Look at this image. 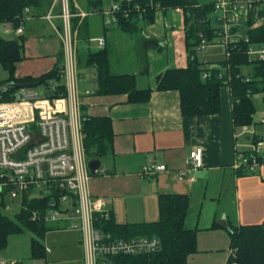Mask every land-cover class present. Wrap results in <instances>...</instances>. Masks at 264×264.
I'll return each mask as SVG.
<instances>
[{
  "label": "crops",
  "instance_id": "1",
  "mask_svg": "<svg viewBox=\"0 0 264 264\" xmlns=\"http://www.w3.org/2000/svg\"><path fill=\"white\" fill-rule=\"evenodd\" d=\"M93 1H98L102 12L118 0ZM73 3L76 10L86 11L89 1ZM48 10L24 23V58L16 64L17 78L41 76L56 66L62 51L64 57L58 34L64 29L61 3H54L51 21L42 17ZM153 19L129 33L116 25L105 26L101 14L94 13L78 20L79 34L70 30L77 50L80 114L82 118L110 119L113 133L112 152L100 159L106 172L91 174L88 188L93 200L102 202L100 209L120 224L154 222L160 195H187L185 227L197 230L196 252L187 256V264H226L231 251L229 229L264 221V166L248 173L234 164L236 151L251 150L264 140V123L253 122L256 136L234 126L230 93L225 87L220 89L219 113L183 116L179 92L158 90L157 86L167 70L188 64L184 13L180 8L158 9ZM100 36L105 37L111 72L134 75L139 89H150L147 101L129 102L127 94L96 92V67H86L83 61L89 51L98 49ZM0 37L10 39L3 34ZM83 71L88 72L87 78ZM196 146L202 147L203 164L179 180L176 175L186 172V156ZM150 162L164 164L167 169L140 176L142 166ZM64 229L47 231L60 234L56 242L45 239L46 264H84L80 232Z\"/></svg>",
  "mask_w": 264,
  "mask_h": 264
},
{
  "label": "trees",
  "instance_id": "2",
  "mask_svg": "<svg viewBox=\"0 0 264 264\" xmlns=\"http://www.w3.org/2000/svg\"><path fill=\"white\" fill-rule=\"evenodd\" d=\"M86 8L88 14L100 13L105 26L116 25L123 32H134L153 22L156 10H170L180 8L184 13L185 46L188 54V64L185 68L167 70L158 78V90H177L180 94V106L183 116L213 115L220 111V89L223 87V78L218 75L226 71L230 87L232 102V121L234 126H253L255 116L254 94H262L264 108V61L248 62L245 54L247 44L239 42L229 48V55L209 70L207 78L202 73L208 70L205 63L197 58V46L201 42L199 33H203L207 41L213 39V24L209 19L212 11V2L201 0H118L119 9L115 12V22L111 25L104 23V15L100 4L88 0ZM52 0H0V22L10 23L17 27L23 9L29 7L34 16H41L51 7ZM69 10L76 12L73 0H69ZM60 12V10H59ZM264 18V6L259 12ZM85 16V17H87ZM84 17V18H85ZM82 18V19H84ZM77 16L70 19V29L79 34L82 20ZM251 18L246 26L251 25ZM250 43L263 44L264 20L256 28L245 31ZM25 38L6 39L0 37V67L7 71L8 76L0 81L2 84L11 81L19 86H49V80L56 83L54 93H64L63 80L60 79V69L63 65V51L58 63L49 72L38 76H15L16 64L23 57ZM108 51L104 45L94 51H89L84 57L83 64L96 67L98 94H127L129 102H145L150 97V89H139L136 77L129 74H113L110 70ZM210 64V63H209ZM245 69L248 71L249 81L244 82ZM228 74V75H227ZM239 75V76H237ZM18 89V88H17ZM8 88L0 94V101H10L17 90ZM82 132L85 135L83 144L87 160L103 159L112 152V126L108 118L83 117ZM258 136L254 139L257 140ZM50 196L23 200V207L14 219L0 212V251L4 250L8 235L21 233L24 230L32 231L36 238L31 239L30 253L32 258H45V247L42 244L47 231L60 229L56 223H45L39 220H30L33 211L47 208ZM158 219L154 222L134 224H120L114 221L110 214L105 220L96 214L95 226L101 232L108 233L111 239L128 240L138 237H156L159 240V249L153 252L138 254H119L109 257L110 264H187V256L196 252V229H186L185 217L188 211L189 198L187 195L173 194L160 195L158 198ZM230 256L226 264H264V221L260 224L244 225L229 229ZM17 264H22L17 261Z\"/></svg>",
  "mask_w": 264,
  "mask_h": 264
},
{
  "label": "built area",
  "instance_id": "3",
  "mask_svg": "<svg viewBox=\"0 0 264 264\" xmlns=\"http://www.w3.org/2000/svg\"><path fill=\"white\" fill-rule=\"evenodd\" d=\"M56 1L61 3L59 16L64 28L62 33L57 32L64 48L60 79L63 80L65 91L56 96V83L51 80L49 86H21L15 91L12 100L0 101V201L3 204L4 200L9 202L4 207L7 209H12L15 205L17 215L23 207L24 198L50 196L47 208L44 211H33L30 220L37 221L41 218L45 223H56L62 229L80 232L84 264H110L106 260L111 256L156 251L160 246L156 237L111 239L108 233L101 232L95 226L96 214L105 220L109 219L110 214L100 209L102 202H95L88 188L91 173L87 167L83 144L85 135L79 111L77 50L70 32V19L74 16L82 19L88 13L79 9L72 14L68 8L69 0H52L48 12L42 16L46 20L51 21ZM211 2L209 19L214 28L213 39L207 41L200 32L201 42L196 50L202 51L207 45L219 44L225 47L228 56L229 48L243 42L247 44L245 54L248 62L264 61V42L250 43L245 32L247 28H256L263 22V15L260 16L259 12L264 6V0ZM118 9V4L114 3L108 10L102 11L106 25L115 22V12ZM34 17L32 10L25 7L17 27L0 22V34L10 39L17 38L24 33V23ZM250 18L252 23L247 27L246 23ZM104 45L105 37H98V48ZM204 63L208 70L202 73V78H207L209 70L216 65L207 61ZM247 72L241 79L244 82L249 81ZM225 74L226 71H221L218 77H225L223 87L230 91ZM254 95L262 98L261 93ZM254 122L264 123V114L254 119ZM240 128L242 133L256 136L252 124ZM202 155L201 146L190 149L186 156V172L181 171L176 175L177 178L183 180L187 172L199 169L203 164ZM234 164L235 168L248 173L257 172L264 166V140L258 141L251 150L236 151ZM166 169L164 164L150 162L142 166L139 174L150 176ZM105 172L106 169L101 165L95 170L99 174ZM188 178L192 180L191 177ZM0 264H17V261H8L0 254Z\"/></svg>",
  "mask_w": 264,
  "mask_h": 264
},
{
  "label": "rangeland",
  "instance_id": "4",
  "mask_svg": "<svg viewBox=\"0 0 264 264\" xmlns=\"http://www.w3.org/2000/svg\"><path fill=\"white\" fill-rule=\"evenodd\" d=\"M201 1L207 2L210 0H201ZM225 56H226L225 47L219 44L209 45V46L207 45V47L204 50L197 51V58L199 59V61L201 63L207 61L211 65H218V63H220L225 59ZM82 73L84 78L88 77L87 71H83ZM7 76H8L7 71H5L2 67H0V81L5 80ZM36 90L38 91V88ZM38 93L41 95L39 91ZM252 100L255 105V117L264 114V108H263L261 96L254 95ZM8 204L9 202L7 200H4V204L0 201V212L14 219L16 206L14 205L12 209L4 208L5 205ZM56 230H63V229H56ZM64 230H71V229H64ZM58 234H60V231H51L47 233L45 237L41 240L43 242V245L46 247L47 244L45 239L48 237L51 243L56 242L58 240ZM32 238H36V237L35 235H33L32 231L30 230H24L21 233L10 234L8 235L6 246L4 250L0 251V254L8 261H20L22 264H46V261H48L49 258L48 255H46L45 258L42 259L32 258L30 253V243ZM46 250H48V248H46ZM48 264H52V263L48 262Z\"/></svg>",
  "mask_w": 264,
  "mask_h": 264
},
{
  "label": "water",
  "instance_id": "5",
  "mask_svg": "<svg viewBox=\"0 0 264 264\" xmlns=\"http://www.w3.org/2000/svg\"><path fill=\"white\" fill-rule=\"evenodd\" d=\"M19 88L21 86L14 84L12 81L10 83L2 84L0 86V94L4 93L8 90V88ZM49 95L52 96V93L49 92ZM101 165V161L99 159H91L87 162V167L91 174L95 173V170Z\"/></svg>",
  "mask_w": 264,
  "mask_h": 264
}]
</instances>
